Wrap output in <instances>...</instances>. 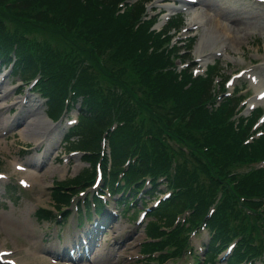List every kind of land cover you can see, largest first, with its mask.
Instances as JSON below:
<instances>
[{
    "label": "rangeland",
    "instance_id": "obj_1",
    "mask_svg": "<svg viewBox=\"0 0 264 264\" xmlns=\"http://www.w3.org/2000/svg\"><path fill=\"white\" fill-rule=\"evenodd\" d=\"M218 2L220 4H217L215 0H201L196 6L202 9V13L206 16L204 19L199 17L198 21L202 25L200 29H197L199 32L190 49V54L194 56L198 53L195 47L205 25L220 22L240 34L236 45L231 43L233 35H235L233 33L222 37V40L215 36L209 38L206 42L209 44L202 49L207 50L209 49L207 47L225 41L226 48L218 62L222 67L220 71L230 73L232 70L248 65L250 64L249 58H257L258 61L255 65L263 66L264 11L250 6L251 4L247 2H240L238 8L230 6L233 4L229 0H218ZM208 12L212 15H207ZM43 31V33L42 31L36 32V35L39 38L48 36V32ZM3 72L4 70L1 68L0 75ZM7 78L12 77L8 76ZM7 78L0 82V95L5 83H11L10 79L6 80ZM18 93L19 88L14 87L4 96H0V171L7 175L6 178H0V247L11 248L10 254L23 264H53L50 262L52 254L61 256L57 257L60 259L56 260L54 264H148L137 258L139 240L144 236V232L142 227L138 230L131 229L132 222L126 217L131 210H126L125 214L108 223L107 227L99 233L101 236L90 251L89 258L85 257L83 260L72 262L62 260L66 259V256L56 250L67 245L73 235L81 234L85 228H90L88 221H84L80 216L76 218L71 215L58 224L53 219L49 221L39 218L36 215V208L38 206L50 207V203L53 202L50 188L52 179L62 178L64 169L69 168L71 171L73 161H70V165L59 161L57 153L60 151V147L54 149L56 145H59L62 125L53 130L56 131V134L51 143L43 140L35 142V138H24L20 129L26 124L25 120L30 118L32 111L29 109L38 102V96L36 92L29 93L25 99L26 105L22 107L15 102L19 99ZM248 93L254 92L249 90ZM261 103L264 104V101ZM41 108L43 107L41 106ZM43 110L46 112L44 108ZM16 119L18 120L15 121ZM65 120L66 118H64V122ZM26 144L30 146L25 147ZM46 147L48 150H44ZM43 151L46 152V155H43ZM14 161L32 165L33 170L31 169V171L34 174L30 178L32 186L20 187L18 176L23 175V172L14 168ZM79 165H82V162ZM9 188L10 190H8ZM59 219V221L62 220L61 217ZM193 238L195 243L199 240L196 235ZM188 261L193 263L191 258H188ZM171 264L185 263L181 259Z\"/></svg>",
    "mask_w": 264,
    "mask_h": 264
},
{
    "label": "trees",
    "instance_id": "obj_2",
    "mask_svg": "<svg viewBox=\"0 0 264 264\" xmlns=\"http://www.w3.org/2000/svg\"><path fill=\"white\" fill-rule=\"evenodd\" d=\"M6 0H0V15L8 18L9 20L20 21L27 20L30 24L36 25L35 22L49 25L46 26L48 30L55 32L53 35L56 38L63 34V37L70 36L72 43L76 44V47L80 49L83 47L86 53L90 54L94 58V53L89 50L88 47L94 46L99 48V50L104 48H110L111 50L107 53V60H125L127 56H130L136 48L146 43L147 37L152 32L140 31V25L135 26V18L138 17L140 11L143 9L142 1H137L130 8H127L123 13H118V15H113L114 5L116 0H15L17 5H6L2 7ZM33 13V16L26 14L25 11ZM32 10H35L33 12ZM183 16H178L174 21L175 25H179L183 22ZM61 20H65L60 23ZM35 21V22H34ZM64 25V27H63ZM41 26V25H40ZM45 27V26H42ZM15 36V35H14ZM155 36V34H154ZM58 39L55 43L48 45L42 52V56L39 58L40 67L43 70H48L51 68H57L59 62L62 60L60 54L61 49L58 47ZM68 43V42H66ZM89 45V46H88ZM21 53V52H20ZM189 55V54H188ZM31 60H36V53L29 52L26 53ZM26 58V62H29ZM158 63L155 67L163 63V60L158 55L153 61L149 68L139 74L141 81L138 83V88L143 95L142 99L154 98L153 105H164L160 103L156 96L164 94L168 98L172 97L177 100H181L185 110H195L200 109V102H204L211 94L212 79L195 80L193 84H190L188 88H182L185 84V78L182 80H177L176 75L172 73L171 70L167 71H156L154 72L151 65ZM222 67L217 65L215 71H220ZM103 72L108 79H112L119 85L123 84V80L120 78L119 73L112 71L111 69H105ZM25 76H28V71L24 70ZM131 76V75H129ZM144 77V78H142ZM81 81L83 85L90 83V78L86 74H82ZM181 88V90H178ZM60 92L55 96H52L50 100L49 113L54 116L60 105ZM91 111L82 118L83 123L77 128L79 137L74 140H69V146L73 147H92L97 142V137L99 135V130L107 123L109 111H106V107L100 108L95 97H91ZM230 109H227V112ZM220 116L219 112L216 113ZM106 116L103 117V116ZM158 117V121L162 122L165 116L161 118L160 115L155 114ZM155 121L156 123L158 122ZM161 123L154 124L153 127L157 131ZM154 131V130H153ZM152 135L149 137L147 135H135L131 132L129 127L118 128L114 135L113 141L115 143L114 152L122 151L128 148V144L132 149L134 154H137V158L141 167L146 168L148 164V159L152 156L154 148L160 152L162 133L158 136L155 132H151ZM191 135H188V138ZM122 141L119 143V141ZM194 142H199L204 144L206 140L210 142V135L207 134L205 137H201L199 134L192 136L191 138ZM163 151V150H162ZM152 152V153H151ZM206 156V152L200 151ZM194 156V152H191ZM190 161L183 160L181 163L186 165L180 167V175L177 176L176 181L185 182L188 180L187 174L192 172L194 167L200 170H204V164L194 157H188ZM158 168L165 166V161L158 160L156 162ZM141 169V168H140ZM87 172V171H86ZM140 171L132 170L128 175L136 174ZM78 178L73 179L74 181ZM175 181V182H176ZM52 199L57 202L64 201L66 199V193L60 192L59 189L53 190L51 195ZM185 200V196H180L179 199L174 200L169 206L160 207L154 213V220L157 222L168 223L173 213L181 207ZM36 214L42 217H50L52 214L49 209L45 207H38L36 209ZM152 222V221H151ZM146 234L154 235L157 233L156 228L150 223L146 229ZM147 245L144 244L142 250H146Z\"/></svg>",
    "mask_w": 264,
    "mask_h": 264
},
{
    "label": "bare ground",
    "instance_id": "obj_3",
    "mask_svg": "<svg viewBox=\"0 0 264 264\" xmlns=\"http://www.w3.org/2000/svg\"><path fill=\"white\" fill-rule=\"evenodd\" d=\"M193 15H195V13H193ZM233 33L235 35H233L234 36L233 39L231 38L232 39L231 43L232 45H236V41L239 40V35H240L238 31L231 30V28L228 25L226 24L223 25L220 22L210 23L209 25H205V27L203 28V32L200 38L198 39L195 49L198 52L206 48V45L209 44L206 42H208L209 38L213 36L221 39L222 37L229 36L230 34ZM48 123H49V119L46 116V112H44L43 108L41 109L39 108L38 110L32 113L31 117L27 120L26 124L20 129V133L24 136V138L37 139L42 135V133L48 126Z\"/></svg>",
    "mask_w": 264,
    "mask_h": 264
}]
</instances>
